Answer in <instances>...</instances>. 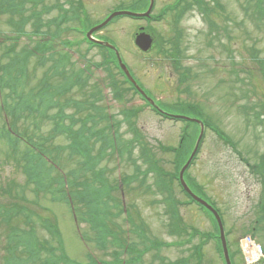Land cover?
Segmentation results:
<instances>
[{"label":"rangeland","instance_id":"rangeland-1","mask_svg":"<svg viewBox=\"0 0 264 264\" xmlns=\"http://www.w3.org/2000/svg\"><path fill=\"white\" fill-rule=\"evenodd\" d=\"M55 2L47 0V4ZM251 2L255 1L156 0L153 15H160V21L119 17L94 35L115 43L123 61L158 105L179 115L199 118L177 108L180 103L197 105L203 119L213 125L206 128L186 178L192 180L191 187L200 197L220 210L234 264H246L241 250V240L246 241V235H254L256 248L259 244L264 248V20ZM78 3L83 4L85 21L91 26L102 22L120 5L143 10L148 0H74L72 5ZM69 8L71 4L64 2V9ZM59 9L49 13L47 19L58 16ZM8 17L12 19L0 13V75L6 79L9 76L5 66L12 64L10 61L24 66L25 50L44 39H49L51 45L48 52L28 58L26 82L18 86V92L26 95L33 88L27 100L38 104L50 98L55 105L49 106L45 115L28 114V110L17 112L19 131L38 140L40 135L49 136L63 115L74 117L75 131H85L89 125L93 132H99L98 138H90L98 163L97 168L90 167L92 171L82 157L56 148L68 144L69 134L59 135L47 146L53 148V160H58L69 180L77 178L89 186L94 181L97 187L104 184L112 188L109 196L100 198L101 203L90 205L86 201L89 199H75L72 206L67 199L70 188L65 189L52 179L59 170L50 169L49 189L39 191L27 182L21 167L22 155L27 151L25 143L20 142L8 153L5 143L0 141V181L10 179L17 192L24 188L25 195L19 203L33 212L31 225L41 244L47 241L58 246V240L42 225V220L53 219L74 264H89L93 257L104 264H169L182 259L187 264H225L212 215L191 203L175 179L178 153L171 148L179 147L185 122L154 113L139 94L129 89L114 65L102 64L105 55L82 41L84 33L79 32L83 28L78 19L67 22L73 31L64 33L68 28L63 25L60 35L50 37L20 34L18 18L12 22ZM142 26L156 38V47L148 52L135 44V35ZM36 27L26 25L24 30L32 33ZM48 28L54 32L56 24ZM43 55L47 56L45 60ZM83 67L87 69L85 76L79 74ZM68 80L73 82L69 91L64 89ZM16 98L17 95L12 98L8 85L0 90V126L6 120L3 100L13 103ZM70 120L64 117L66 125L72 124ZM108 124L111 133L107 134ZM103 132L113 140L116 150L99 139ZM187 133L184 160L196 145L200 126L191 124ZM98 168L103 171L104 183L96 179ZM129 177L132 182L123 183ZM2 193L0 188L1 202H12ZM173 205L178 208L180 232L170 212ZM93 208L99 209L100 214L112 211L113 216L107 221L115 233L114 242L111 239L106 246L99 244L98 229L89 220ZM32 226L23 224L20 230H31ZM6 235L4 227H0V255L5 252ZM118 237L124 240L122 245L115 242ZM127 244L138 252H126ZM119 258L125 261L117 263ZM260 264H264V258Z\"/></svg>","mask_w":264,"mask_h":264},{"label":"trees","instance_id":"trees-1","mask_svg":"<svg viewBox=\"0 0 264 264\" xmlns=\"http://www.w3.org/2000/svg\"><path fill=\"white\" fill-rule=\"evenodd\" d=\"M66 2H69L71 4V8L69 9H63L64 2L63 0H56L55 3L53 4H47V0H2L0 3V13H3V15L9 14L11 16L9 21L14 22L15 18H18V26L19 30L18 32L20 34L24 35H32L34 33L36 34H52L49 30L48 27L51 28L52 23L56 24V30L55 35H60L63 30V25H67L66 23L68 21H74L76 17H79V11L83 8L82 3L74 4L72 5L74 0H65ZM251 1V0H249ZM255 2H251L254 8L259 9V12H261V18L264 20V4L262 0H254ZM218 6L223 9V7L218 4ZM60 7V13L58 16H56L53 20L52 19H47V15L51 13L55 9H59ZM263 7V8H262ZM16 14V15H15ZM259 20V18H257ZM89 24V23H87ZM26 25H33L37 26L35 28V31L32 33H27L24 28ZM87 26V25H86ZM46 27L47 29H44L41 31L39 28ZM7 39H13L17 40V37H10L7 36ZM48 50V45L46 43L39 44L36 47L25 50L23 53V64L24 66L19 65L16 61H10L12 64H8L5 66V68L8 70V76L9 78L6 79L3 75H0V88L1 90L8 85V87L11 88L12 92V98H15L16 95H18V83H20L21 78L24 77L25 75L28 74V71L26 69V64L28 62V58L33 54L36 55V53L42 52L46 53ZM43 60L47 58L46 55L42 56ZM17 64V66L15 64ZM105 65V64H104ZM13 70L16 71L17 73L14 74ZM70 83V82H68ZM72 87V84L68 85L66 88L70 89ZM22 97H18L17 99V105L21 106L20 100ZM16 102L12 103L9 102V100L5 101L3 100V110L7 112L9 116H6V120L3 125L0 126V141L5 143L7 147V152L11 153L14 148L20 145V142L25 143V149L27 148L28 150L25 151L22 155V161H21V166L23 173L26 175L28 182H32L33 184L36 185V188L40 190H47L49 189L50 182L49 177L51 175V172L48 169L43 170L42 166L40 163L43 162L45 159L44 156H47L46 151H52L51 148H48L44 145H42L43 149H47L46 151L41 150L36 152L38 149V146L34 144V142L31 140V138L28 137H23L19 133V120L17 119V116L21 109L18 108L17 105H14ZM32 108V107H31ZM178 109L182 111H187V112H193L199 118H203L202 112L199 109V106L197 105H184V103H180L177 107ZM13 116V117H12ZM88 118V117H86ZM18 121V122H17ZM205 123L207 121L204 119ZM191 124V123H190ZM61 125V124H60ZM210 127L213 128L212 124L207 123ZM85 128L81 129V132L78 131H73L72 128L70 130L66 129V127H59L56 131V133H64V132H70V141L68 144L64 147H56L57 149H64L65 150H70L71 154H77L81 153L83 151H86L87 153L89 152L90 160H89V165L88 169L93 170L90 168V162L94 163L92 167H94L95 160V154L93 150V146L90 143V138H94L96 133L92 131V128L87 125L86 130L84 131ZM111 124H108V127H106V132L111 133ZM74 134V135H71ZM99 134V132H98ZM53 137L51 138H46L45 142L51 143L53 141ZM89 139V140H88ZM99 139L103 140L108 146L112 147L111 149L114 151L116 150V145L113 143V140L111 138H108L105 133L103 132ZM187 136L183 138V142L180 144L179 148L176 149L178 153V162L181 165V161L184 160V155H185V144H186ZM136 142V140H134ZM133 142V143H134ZM90 147L91 150L88 148ZM133 144H131V148H133ZM115 148V149H114ZM170 149V148H169ZM119 151V149H118ZM120 152V151H119ZM57 155H60L58 153ZM54 158V157H53ZM93 158V159H92ZM55 160H57L55 158ZM58 161V160H57ZM97 161V160H96ZM23 162V163H22ZM178 164V166H179ZM56 169L58 167L54 166ZM138 173L140 172V169H136ZM99 172V175H96V179L98 180H103L101 181L104 183L105 179L103 178V171L101 168H98L97 173ZM93 173V172H92ZM65 175H61V172H57L56 177L60 180L58 184L65 188H70L71 192L69 195H67V199L69 200V203L74 204L75 199L84 201L85 199L90 205H93L94 203H101L100 198L103 196H109L111 187L108 185H102L101 187H97V185H94V181L90 182L89 185H84L83 183H80L77 178L71 179L69 181H64L65 180ZM137 176H134L135 178ZM67 178V176H66ZM133 178H125L123 179V183L129 184L132 182ZM177 176L175 175V179ZM64 179V180H63ZM94 180V179H93ZM98 182V181H96ZM1 183V191L3 190L4 194L3 196H6L9 198L12 202L6 203V202H1L0 201V227H4L5 231L7 232V240L4 245L3 251H5L3 254L0 255V264H69L70 259L67 257V254L65 253L63 242H61V239L59 237V227L56 222V220L53 219H45L42 220V225L46 229H48L51 233V235L58 240V246H51L50 244H47V241H43L42 244H40L39 240L35 237L34 233L35 228L31 225L32 219H33V212L29 211V209L24 205L23 203H19L21 198L25 195L24 188H21L20 190L22 191H16L17 188L11 187V182L10 179H4L0 181ZM7 183L8 185L5 186L6 188H3L2 186ZM97 184V183H96ZM69 185V187H68ZM166 185L169 188V182L166 181ZM73 188H76L73 190ZM64 193V192H63ZM12 197V198H10ZM171 199V198H169ZM175 205L176 203L173 202ZM93 208L90 212V222L93 226V228L98 229V234L96 239H98L99 244L106 246L107 241H110L113 238V235L115 234L113 229L110 228V225L108 224V220L110 219V216H113L111 213L112 211H105L100 214V210ZM177 206L171 208L172 215L175 218V225H176V230L178 232L181 231V228H177L178 226V214H177ZM94 211V213H93ZM16 224H19L17 226ZM26 224L32 229L31 230H20V226ZM16 225V226H15ZM20 231V232H19ZM117 235H119L117 233ZM122 236V235H120ZM110 237V238H109ZM39 241H37V240ZM113 241V239H112ZM122 241H124L121 238H115V242H117L119 245H122ZM114 242V241H113ZM49 243V242H48ZM169 245V244H167ZM23 246L25 251L29 254V257H22V256H16L14 253L19 250L20 247ZM148 248L144 249L143 251L147 250ZM198 250H200V247H197ZM42 250H45L46 254L49 256H46L43 258V260L39 261L41 256ZM126 252H138L136 251L131 245L127 244L125 249ZM2 253V252H0ZM8 253V255H6ZM117 256L118 250L114 252ZM140 253V252H139ZM141 255V253L139 254ZM91 264H104L103 261L99 262L97 260L93 259L91 260ZM117 263H123L121 258L116 260ZM127 261V260H126ZM133 262V260L131 261ZM71 264V263H70ZM79 264V263H77ZM170 264H187V261L185 259L178 260L175 262H172Z\"/></svg>","mask_w":264,"mask_h":264},{"label":"water","instance_id":"water-1","mask_svg":"<svg viewBox=\"0 0 264 264\" xmlns=\"http://www.w3.org/2000/svg\"><path fill=\"white\" fill-rule=\"evenodd\" d=\"M153 5H154V0H151V4H150V7L148 9L147 12L145 13H134V12H131V11H126V10H122V11H115L114 13H112L103 23L99 24L98 26H95L94 28H92L89 32H88V37L92 38V33L98 29H101L102 27H104L105 25H107L114 17L116 16H119V15H134V16H149L151 11H152V8H153ZM102 43V42H100ZM152 43H153V39L151 37V35L145 33V32H142L140 34L137 35L136 37V44L143 50L147 51L151 48L152 46ZM108 46H111L107 43ZM113 47V46H111ZM114 48V47H113ZM117 55H118V60H119V63L122 67V69L124 70V72L127 74V76L130 78V80L132 82H135V80L133 79V77L130 75V72L127 68V66L123 63L120 55L118 54L117 52ZM190 120H193V121H197L201 127H202V130H201V133H200V136L198 138V141L196 143V146H195V149L190 157V159L188 160V162L185 164V166L182 168L181 172H180V180H181V183L184 187V189L190 193L192 195V197L197 200L199 203L203 204L205 207H207L209 210H211L213 212V214L215 215L216 219H217V222L219 224V228H220V236H221V240H222V246H223V253H224V257H225V260H226V263L227 264H232L231 263V259H230V255H229V250H228V245H227V240H226V236H225V230H224V225H223V222H222V219L219 215V213L208 203L206 202L205 200H203L202 198L198 197L197 195H195L191 190L190 188L188 187V185L186 184L185 180H184V172L185 170L187 169V167L189 166V164L191 163L193 157L195 156L197 150H198V147H199V144H200V141L203 137V133H204V125L201 121L197 120V119H190Z\"/></svg>","mask_w":264,"mask_h":264},{"label":"built area","instance_id":"built-area-1","mask_svg":"<svg viewBox=\"0 0 264 264\" xmlns=\"http://www.w3.org/2000/svg\"><path fill=\"white\" fill-rule=\"evenodd\" d=\"M245 251L247 252V259L249 262H254L257 260V256L260 254L261 249L259 246L256 248V244L250 238H247L245 241Z\"/></svg>","mask_w":264,"mask_h":264}]
</instances>
